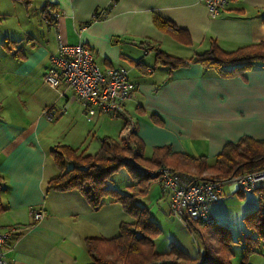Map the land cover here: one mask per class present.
<instances>
[{
    "label": "crops",
    "instance_id": "crops-1",
    "mask_svg": "<svg viewBox=\"0 0 264 264\" xmlns=\"http://www.w3.org/2000/svg\"><path fill=\"white\" fill-rule=\"evenodd\" d=\"M4 15L14 24L4 36L7 51L0 44V227L15 231L5 247V264H89L87 238H114L123 222L133 221L119 202L94 209L76 189L47 188L61 173L52 154L57 146L76 148L93 133L97 144L88 152L95 153L103 137L123 139L124 118L99 115L88 122L66 83L53 88L45 81L61 43L85 45L103 69L129 70L138 89L125 107L136 119L144 159L155 147L169 146L212 164L228 143L245 136L264 140V61L231 77L191 61L212 43L234 51L264 42V0H229L216 16L204 0H0V20ZM162 20L169 22L165 28ZM175 31H182L183 40ZM156 49L184 65L155 66ZM7 89L14 98L4 105L1 93ZM48 107L58 112L52 122L43 116ZM148 185L146 197L154 195L163 209L165 203L170 208L158 181ZM225 192L211 207L214 225L233 205L249 214L259 199L254 192H239L247 194L234 202L235 194ZM38 211L44 214L36 220Z\"/></svg>",
    "mask_w": 264,
    "mask_h": 264
},
{
    "label": "trees",
    "instance_id": "trees-1",
    "mask_svg": "<svg viewBox=\"0 0 264 264\" xmlns=\"http://www.w3.org/2000/svg\"><path fill=\"white\" fill-rule=\"evenodd\" d=\"M95 18H99L98 14ZM158 23L161 28L169 24L165 20ZM175 32L173 35L183 40L182 31ZM155 57L158 64L171 70L184 65L182 59L168 55L161 49L155 50ZM191 61L214 69L224 77L242 75L256 63L264 61V42L234 51H225L212 43L208 51L196 55ZM1 108L0 104V111ZM154 119L159 123V118L154 116ZM143 149L141 138L133 131L121 140L103 137L95 153H79L68 145H59L52 150L61 173L48 182V189H76L94 209L100 208L106 201L119 202L133 219L123 222L118 236L114 238L85 240L91 258L89 264H233V248L237 244L242 245L243 249L240 264H253L251 255L264 250V183L254 191L259 196L260 206L245 216L247 231L242 235L234 237L230 226H202L184 219L183 223L201 246L198 255L192 257L176 245H172L167 253H159L155 250L154 238L161 232L160 228L151 220L147 208L135 201L139 194L148 192V183L153 178L142 173L133 160L144 167L170 166L176 171L190 173L197 179L226 180L239 174L264 170V140L245 136L237 142L228 143L212 164L206 157L193 158L175 153L169 146L155 147L152 157L144 159ZM66 162L71 164L70 168ZM122 167L128 168L138 184V190L134 189L132 194L124 193L113 185V175ZM3 186L4 178L0 175V190Z\"/></svg>",
    "mask_w": 264,
    "mask_h": 264
},
{
    "label": "built area",
    "instance_id": "built-area-1",
    "mask_svg": "<svg viewBox=\"0 0 264 264\" xmlns=\"http://www.w3.org/2000/svg\"><path fill=\"white\" fill-rule=\"evenodd\" d=\"M204 2L210 13L216 16L227 7L229 0ZM48 10L53 16H59L51 9ZM148 52L146 48L144 53ZM50 60L51 66L45 75V81L53 88H57L61 82L66 83L82 102L88 122H93L99 115L123 117V137L136 131V119L127 112L125 106L135 97L138 86L131 79L127 68H101L96 63L93 52L83 44L61 43ZM43 116L52 122L58 117V112L55 108L48 107L43 110ZM133 163L142 173L160 183L169 198L173 216L181 221L187 219L203 225L217 223L211 213V207L226 198V186L231 193L254 192L264 183V170L239 174L226 180H202L167 166L151 169L134 160ZM43 214L42 211L36 212L35 219H41ZM14 232L13 228L0 227V264H5V247Z\"/></svg>",
    "mask_w": 264,
    "mask_h": 264
},
{
    "label": "rangeland",
    "instance_id": "rangeland-1",
    "mask_svg": "<svg viewBox=\"0 0 264 264\" xmlns=\"http://www.w3.org/2000/svg\"><path fill=\"white\" fill-rule=\"evenodd\" d=\"M1 18L2 19L0 20V44L7 51L6 46L9 45L10 43H9L8 39H4V36H6L7 34H9L11 32V28L13 27L12 24H14V22L7 15H4V17L2 16ZM6 41L8 43L4 44V42H6ZM155 66H162V65L156 64ZM1 95L4 97V100L2 101L4 105L6 103H8V101L10 99L14 98V96L12 95V92L9 89H7V91L2 92ZM2 109H3V107L1 108V112H2ZM113 119H116V118H113ZM77 142H79V141H77ZM96 144H97V139H96V137L93 136V133H91L90 136L86 137L85 141H82L81 143H79V145H77L78 147H76L74 149L78 150L79 153H82V152L88 153V151L91 152V150H93L95 148ZM66 165L69 168L71 166V164H69L67 162H66ZM149 168L155 169V167H149ZM113 179L115 182V183H113L114 187L119 188L122 192H124L123 190H127L128 188H129V192H127V193H131V194H132L134 189H136V191L138 190V184H137L136 180L133 178V176L129 172L128 168H126V167H122L117 173H115L113 175ZM161 189H162V187H161ZM227 190H228V188L226 186L225 191H227ZM254 193L257 194L256 192H254ZM147 194H148V192L145 195L139 194L135 198V201L138 204L145 206L147 208L151 220L154 221V219H153V217H154L156 219V221H154V222L160 228L161 232L158 235H156V237L154 238L155 245H156L155 249L159 253L164 252V251L169 252L170 247L172 245H176L177 247H179L180 249L185 251L190 256L196 257L199 253V247H201V246L197 245V243L195 241V239H196L195 236L189 231V229L182 222H180L175 216H173L171 214L170 208L167 207L166 203L163 206L165 209L164 210L162 208V206L156 201V198L154 195L147 198L146 197ZM234 194L235 195L233 197L231 196L232 199L231 198H230L231 200L229 199L230 201L235 202L236 199H240L238 197H242L241 195L247 194V193L236 192ZM228 201H226L225 203H227ZM255 202H254V205H255ZM220 205H222V204H220ZM259 206H260V204L257 201V203H256V205L252 211L256 210ZM168 209H169V211L167 212ZM247 214L248 213H246V211H244L241 214L238 211V207L236 205H233L231 208H229L228 215L226 216V218L222 219L219 224L225 225V226H230L232 228V231H233V236L238 237L239 235H242L244 232L247 231L245 219H244ZM198 224L202 225V226H211L210 224H205V225L200 224V223H198ZM243 224H245V227L243 226ZM177 241L179 242V244L182 245V247L184 249L182 247H180L179 245H177ZM233 251H234V258L232 261L233 264H240V260H241V257L243 255L242 245H238V244L235 245L233 248ZM263 255H264V251H263V254H252L250 257V261L253 259H258L257 261H255L256 264H264V256Z\"/></svg>",
    "mask_w": 264,
    "mask_h": 264
},
{
    "label": "bare ground",
    "instance_id": "bare-ground-1",
    "mask_svg": "<svg viewBox=\"0 0 264 264\" xmlns=\"http://www.w3.org/2000/svg\"><path fill=\"white\" fill-rule=\"evenodd\" d=\"M11 49V48H10ZM17 50V49H16ZM126 59V58H125ZM29 91V90H28ZM63 97V96H62ZM132 137V136H131ZM143 176V175H142Z\"/></svg>",
    "mask_w": 264,
    "mask_h": 264
}]
</instances>
